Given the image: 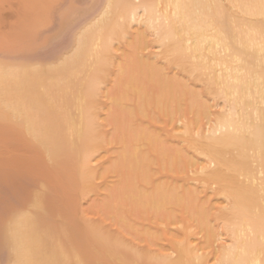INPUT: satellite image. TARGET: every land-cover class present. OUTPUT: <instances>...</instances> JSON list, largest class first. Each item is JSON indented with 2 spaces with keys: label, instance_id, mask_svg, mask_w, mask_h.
I'll return each mask as SVG.
<instances>
[{
  "label": "bare ground",
  "instance_id": "1",
  "mask_svg": "<svg viewBox=\"0 0 264 264\" xmlns=\"http://www.w3.org/2000/svg\"><path fill=\"white\" fill-rule=\"evenodd\" d=\"M83 1L1 43L0 264H264V0Z\"/></svg>",
  "mask_w": 264,
  "mask_h": 264
},
{
  "label": "rangeland",
  "instance_id": "2",
  "mask_svg": "<svg viewBox=\"0 0 264 264\" xmlns=\"http://www.w3.org/2000/svg\"><path fill=\"white\" fill-rule=\"evenodd\" d=\"M43 1H44V3H43ZM49 1L52 2V7H54V8H50V10H49V14H50L49 16H50L51 20H49L48 22L51 21V22H50V23H51V26L53 25L54 27H56L57 24L59 23L60 27L58 26V28H60V29L63 28L64 26L66 27V24L69 23L70 21H69V22H65V23H64V21H61V19L59 18V13H60L61 11L64 10L65 5L67 4L66 1H68V0H66L65 3H62L61 6H60V3H61V1H63V0H59V1L57 0L58 3H56L57 1H55V0H54L55 2H53L52 0H48L47 3H48ZM69 1H70V0H69ZM74 1H75V0H74ZM77 1L79 2V0H77ZM77 1H76V2H77ZM23 2H26L25 4H26L27 6H28V5H29V6H32V5H30V4H33V3L35 4V3H36V0H35V2H32V0H31V1H30V0H27V1H23V0H0V44H1V43H3V44L5 43V41H3V39H4L5 37H6V38L9 37V36H10V38L13 37L12 34L10 35V32H11V31H14L15 29H17V28H16V27H17V26H16L17 24H19L18 27H19V26H20V27L25 26V27L27 28V27H30V26H28V25H30V24L33 22V21H31V23L29 24V21H26L28 25H25V24H24L25 22H23V23H18V21H19V22L21 21V20H19V19L21 18L19 14L21 13V15H23V14H22V13H23L22 11H23L24 9H25V11H24L25 14H26V12L29 11V6H28V8H27V6L25 5V6H26V7H25ZM27 2H28V4H27ZM30 2H31V3H30ZM71 2H72V0H71ZM76 2H75V3H76ZM83 2H84V3H83ZM83 2H82V0H81V2H80V4H79V9H78V3H77V4H75V3L73 4L74 6L77 7V8H75V7L73 6L74 9H76V10L78 11V13H77V11H76V13L78 14V16L83 15V13H85V12H88V11L90 12V9L88 10V7H89L88 4H87V6H88V7H87L86 4H85V1H83ZM45 3H46L45 0H42L41 5H42V4H45ZM47 3H46V4H47ZM88 3H89V2H88ZM46 4L43 5V6H46ZM57 5H58V6H57ZM63 5H64V6H63ZM36 6H37V4H35V7H36ZM59 6H60V8L58 9ZM24 7H25V8H24ZM66 7H67V6H66ZM22 8H24V9L22 10ZM33 8H34V7H33ZM55 8H56L57 10H56ZM51 9H54L55 12L52 11ZM30 10H31V12L27 13V14H28V16H27L28 19H27V20H29V19L32 18V15H31L30 13L34 14L33 16L36 15V12H35V11H37V7L35 8V11H33L32 7L30 8ZM91 10H92V9H91ZM20 11H21V12H20ZM58 11H59V12H58ZM81 11H82L83 13H82ZM33 12H35V13H33ZM80 13H81V14H80ZM27 14H26V15H27ZM77 14L75 15V17H77V18H75V20L77 19V21H78V19L81 18L82 16H81V17H78ZM79 14H80V15H79ZM52 15H54V17H53ZM57 15H58V16H57ZM23 16H24V15H23ZM23 16H22V17H23ZM29 16H31V18H30ZM51 16H52V17H51ZM56 16H57V17H56ZM72 17H73V16H72ZM72 17H71L70 20H71L72 22H75V23H76L77 21L72 20ZM33 18H34V17H33ZM55 18H57V19H56L57 22L55 21ZM23 19H24V20H23ZM23 19H22V20L25 21V17H23ZM53 19H54V20H53ZM59 19H60V22H58ZM52 20H53V21H52ZM21 22H22V21H21ZM62 22H63L64 24H63ZM50 23H48L47 26H48ZM75 23H72V25H74ZM21 24H24V25L21 26ZM69 24L71 25V22H70ZM70 25H68L67 28H65V27L63 28V29H65V31H66V35H67V36H68V35L70 36V33H71L70 29H71V26H72V25H71V26H70ZM14 26H16V27H15V29L13 30L12 28H13ZM51 26L46 27V28H45V26H44V27L42 28V29H43V30H42L43 33H44V31H46L47 28H48V29H47V31H46L45 33H47L49 29H50V31H52L51 33H53V31H54V33H55L56 30H55L54 28H52L53 26H52V27H51ZM20 27H19V29H21V30L25 28V27H24V28H20ZM26 28H25V30H29L30 28L32 29V25H31L30 28H28V29H26ZM68 28H70V29H69V32H68ZM44 29H45V30H44ZM52 29H53V30H52ZM56 29H57V27H56ZM60 29L57 30L58 34H57V32H56L55 34H54V33L51 34L52 37H53L52 40H51V42H49L50 39H51V38L49 39L50 34H49V36H47L48 33H47L46 35H45V33H44L45 37L48 38V41H46V43L44 42V43L41 45L42 47H40V49L38 48L37 51H36V49H35V50H34L35 53H34L33 51H32V53H30V51H29L28 53H29L30 55H32L33 53L36 54V52H37V55H36V56H38V54H40V52H41V55H42L41 58H43V59L50 57L49 55H51V56L54 55V54H55V53H54L55 51H56V53H57V51H59L61 48H63V46L66 45V42H67L66 40H67L68 38H70L69 36H68L67 39H66V36H65V38H63V36L65 35V33H63V31H62L63 29H61L62 32L60 31ZM17 30H18V29H17ZM15 31H16V30H15ZM29 31H30V30H29ZM29 31H28V32H29ZM59 31H60V33H59ZM18 32H19V31H18ZM16 33H17V31L15 32V34L13 33L14 36H17ZM56 34H57L58 36H57ZM60 34H61V36H60ZM44 35H43V36H44ZM53 35H54V36H53ZM6 38H5V39H6ZM14 38H15V37H14ZM34 38H35V37H34ZM62 38H63V40H62ZM8 40H9V38L6 39V41H8ZM2 41H3V42H2ZM11 41H13V40L11 39ZM11 41L6 42V44L9 45V43H10ZM14 41H15V40H14ZM32 41H33L32 39L29 40V42L27 41V43H28L27 45L34 46L35 43L32 44V43H31ZM65 41H66V42H65ZM33 42H34V41H33ZM64 42H65V44L63 45ZM14 43H15V42H14ZM14 43H12V44H14ZM48 43H49V44H48ZM3 44L0 45V48H1V46H2V48L5 47ZM6 44H5V45H6ZM47 44H48V45H47ZM9 46H10V45H9ZM31 46L28 47V48H31ZM10 47H11V46H10ZM38 47H39V46H38ZM8 48H9V47H8ZM57 49H58V50H57ZM3 50H4V51H3ZM5 50H7L6 47L0 51V57H3L2 59H5V56H6L5 53L7 52V51L5 52ZM42 50H43V52H42ZM2 51H3V52H2ZM1 52L4 53V54H2ZM38 52H39V53H38ZM48 52H49L50 54H49ZM7 53H8V52H7ZM28 53H26V55H25L26 58H27ZM46 53H48V54H46ZM53 53H54V54H53ZM12 54H13V53H12ZM44 54H46L47 56H46V55L43 56ZM14 55H15V54H14ZM41 55H40V56H41ZM40 56H38V57H40ZM44 57H45V58H44ZM28 58H29V56H28ZM100 84H102V83H100ZM104 84H107L106 81H104L103 85H104ZM103 85L101 86V88L103 87ZM108 85H109V84H108ZM108 85H107V87H108ZM105 87H106V85H105ZM115 90H116V89H115ZM112 91H113V90H112ZM113 93H116V92H112V94H113ZM117 126L120 127V124L117 125ZM117 126H116V127H117ZM118 127H117V128H118ZM120 128H121V127H120ZM116 130L118 131V130H120V129H116ZM120 132H121V131H118V132H116V133H120ZM120 135H121V134H120ZM0 138H2V134H1V137H0ZM0 143H1V142H0ZM112 171H113V170H112ZM110 172H111V171H110ZM111 173H113V172H111ZM111 173H110V174L108 173V175H112ZM1 185H2V184H0V186H1ZM1 187H2V190L4 191V189H3L4 187H3V186H1ZM1 187H0V188H1ZM2 190L0 189V192H2ZM94 191H96V193H99V190H98V191H97V190H94ZM101 191H102V190H100V193H101V194L99 193L100 195L98 196V197L100 198V200L98 199L97 201H96V200L93 201L92 199H93V198L95 199V197H96L98 194L93 193V190L87 192L88 194H89L90 192H92L93 195H92V193H90V195H92V196H91V199H89V198H87V196L89 197L90 195H88V194L86 193V194H87V196H86L87 199L85 198L84 201H81V202H82V206L84 207L85 205H84L83 203H84L85 201H86V203H87L88 200H89L90 203H91V201H93L95 204H96V202L99 203L100 201H102L104 197L102 196L103 198H101L100 196L103 195V194H105V193H104L103 191H102V192H101ZM0 194H1V193H0ZM94 194H95V196H94ZM5 195H6V194H4V196L1 195V196H0L1 199H2L3 197H6ZM111 196H113V195H111ZM111 196L109 197V199L111 198ZM10 198L12 199V196H11ZM113 198L115 199V197H113ZM1 199H0V201H1ZM3 199H4V198H3ZM96 199H97V197H96ZM114 199H113V200H112V199L108 200V198H107L106 200H108V201H105V202L102 201L103 204H102V202H100V203H101L100 205H102L101 207H103V205L106 204L107 202H108L107 205H109V206H107V205L104 206V207H106V210H107V211L104 209V207H103L104 210H102L101 207H100V208H97V210H98V209L101 210V212L99 211L100 213L103 212V213H102V216H103V215L105 216V215H107V214L110 212L109 209H107V207L110 208L109 201L112 203L113 201L116 200V199H115V200H114ZM90 200H91V201H90ZM111 200H112V201H111ZM2 202H3V201H2ZM2 202H1V203H2ZM89 202H88V204H86V206L89 205ZM117 202H118V201H117ZM112 204L114 205L115 203H112ZM91 205H94V204L92 203V204L89 205V207L87 206V207H88L87 209H84L86 206H85L84 208H83V207H82V208H83L86 212H87V211H88V212L91 211V213H92V212L97 213V214H95V215H97L96 217H98V211H97V210H96V212H95V210H89V209H91L90 207H92ZM100 205H99V206H100ZM113 205H112V206H113ZM1 206H2V204L0 205V207H1ZM94 206H95V205H94ZM96 206H98V205L96 204ZM99 206H98V207H99ZM115 207H116V204H115V206H114L113 208H115ZM113 208H112V209H113ZM1 209H2V208H0V210H1ZM92 209H94V208L92 207ZM95 209H96V208H95ZM112 209H111V210H112ZM116 209H117V208H116ZM108 211H109V212H108ZM116 211H117V210H116ZM86 212H84V213H86ZM88 212H87V214H89ZM111 212H112V214H113L114 210L111 211ZM117 212L120 213L119 210H118ZM82 213H83V212H82ZM84 213H83V215H84ZM94 213H93V214H94ZM114 213H115V212H114ZM110 214H111V213H110ZM89 215H92V214H89ZM95 215H94V216H95ZM113 215H114V214H113ZM113 215H112V216H113ZM116 215H117V213H116ZM116 215L114 216L115 218H112V217H111V218H112V220H111L112 222H113V219H114V221L116 220ZM118 215H119V214H118ZM118 215H117V216H118ZM86 216H88V215H86ZM86 216H85L84 218H86ZM94 216H92V217H94ZM99 216H100V214H99ZM92 217L90 216V217L87 218V219H90V218H91V219L89 220V221H91V220L93 219ZM96 217H95V218H96ZM105 217L107 218V221H108V219H111V218H109V216H108V217L105 216ZM101 218H102V217H101ZM103 218H104V217H103ZM97 219H98V218H96V219H94V220L97 221ZM104 221H106V220H104ZM107 221H106V222H107ZM109 221H110V220H109ZM109 221H108V222H109ZM89 249H92V248H89ZM89 249H87V250H89ZM96 250H97V249H96ZM96 250H95V251H96ZM0 251H1V254H2V256L0 255V262H3V261H1V257L3 258V253H2V250H0ZM4 256H5V254H4ZM86 260H87V259H86ZM88 260H89V259H88ZM88 260H87V262H88ZM92 260H94L93 262L97 261L96 263L99 262L97 259H94V258H93V259L89 260V263H88V264H90V262H91ZM87 262H86V264H87ZM93 262H92V263H93ZM99 263H100V262H99ZM2 264H4V263H2ZM94 264H95V263H94ZM100 264H101V263H100Z\"/></svg>",
  "mask_w": 264,
  "mask_h": 264
}]
</instances>
